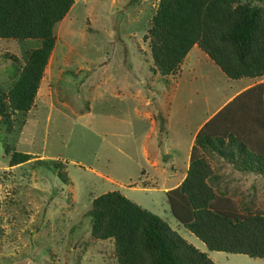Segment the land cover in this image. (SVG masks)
Wrapping results in <instances>:
<instances>
[{
	"label": "rangeland",
	"instance_id": "1",
	"mask_svg": "<svg viewBox=\"0 0 264 264\" xmlns=\"http://www.w3.org/2000/svg\"><path fill=\"white\" fill-rule=\"evenodd\" d=\"M159 1L73 0L54 25V45L32 104L26 111L7 107L6 121L0 120V264H118L113 239L93 237L88 215L92 200L111 190L203 246L214 264H264V258L208 250L173 217L160 190L169 183L172 165L165 138L186 121L177 140L184 150L202 117L263 81L264 74L229 78L194 46L172 73L161 75L146 37ZM38 45L36 39L0 38V98L6 105L17 69ZM238 111L228 116L232 123L244 124L254 138L264 137V131H254V106ZM15 151L30 158L10 165ZM196 154L219 170L240 157L236 151L230 159L222 157L213 147H198ZM232 181L216 187L234 193L229 196L238 206L264 211V178ZM151 185L160 189L154 192Z\"/></svg>",
	"mask_w": 264,
	"mask_h": 264
},
{
	"label": "trees",
	"instance_id": "2",
	"mask_svg": "<svg viewBox=\"0 0 264 264\" xmlns=\"http://www.w3.org/2000/svg\"><path fill=\"white\" fill-rule=\"evenodd\" d=\"M73 0H0V38L36 39L9 88V103L0 98V120L6 109L26 111L32 104L47 59L54 45L53 28ZM154 69L165 76L197 45L232 79L264 74V0H160L147 36ZM264 80L234 96L195 134L190 166L184 180L165 192L173 217L211 251L242 253L264 258V211L248 204L238 206L206 178L209 164L196 154L198 147H213L241 170L264 176L263 135L254 138L244 124L235 126L230 114L238 108H255L254 131H264ZM242 114L248 111L243 109ZM251 131V130H250ZM263 146V147H262ZM263 150V151H262ZM29 154L15 151L10 165L27 161ZM37 164L58 167L53 160ZM57 176L66 182L63 172ZM91 235L112 238L118 264H214L159 215L141 207L118 190L92 200L88 210Z\"/></svg>",
	"mask_w": 264,
	"mask_h": 264
},
{
	"label": "crops",
	"instance_id": "3",
	"mask_svg": "<svg viewBox=\"0 0 264 264\" xmlns=\"http://www.w3.org/2000/svg\"><path fill=\"white\" fill-rule=\"evenodd\" d=\"M194 46H197L196 44L193 45L191 47V49L188 51L187 55L190 54L191 50L194 49L193 47ZM204 53V52H203ZM239 79H242V78H239ZM235 90V89H234ZM230 94V93H229ZM229 94L226 96V97H229ZM225 97V98H226ZM231 98L228 100L230 101ZM227 102V101H226ZM226 104V103H225ZM213 115V114H212ZM212 115H210L207 119H205V117H202L199 121L201 122L203 119L204 121L202 122V124H200L199 127L198 124L200 122H198V124L195 125L194 128H192V131H189V139L187 140L186 142V145H185V149H181V142L179 144V142L177 141L182 135H183V132H182V129L184 127V129L186 128L187 124H186V121H181V124L180 126L177 128V132L175 131V134H169V131H170V127H169V121H170V118L168 117V119H166L165 121V124L167 125V129H169L168 131V134H169V138L166 137L165 140L163 141V144H164V152L165 153H171L172 155L169 154V158H170V164L171 165V168H170V173L169 175L167 176V182H169L167 185H164V187H160L157 186V185H151L150 187V190L152 191H156L158 189L161 190V192H165L168 190V189H171L173 187H176L178 186L183 180L184 178L186 177L187 175V172H188V169H189V166H190V153H191V147L192 145L194 144V138H195V134L196 132L199 130V128L204 124L205 121H207ZM172 135V136H171ZM176 135V136H175ZM175 136V137H173ZM173 138V140H171L170 138ZM169 139L171 140V142H169ZM218 152V151H217ZM235 152V151H234ZM237 153V152H236ZM219 155H221L219 152H218ZM223 157V155H221ZM210 169L212 170L211 174L206 178V181L208 183H211L213 184L215 187L216 185H219V184H222L223 183V180H228V179H233V183L231 182V184H234L236 182L240 183V184H244V182H246V179H251L252 177H255L257 179H263L264 176H261L259 174H256L252 171H249V170H241L239 169L237 166H236V163H234L233 161H230L229 162H225L223 163L221 169L219 170V168H216L215 166H212L209 165ZM215 167V168H214ZM214 169H217V171H215ZM225 169H227L228 171L226 172H222L224 171ZM252 176V177H251ZM154 182V181H152ZM149 183V182H148ZM148 183H145L143 184L144 186L145 185H148ZM142 187L143 189L147 188V187ZM217 188V187H216ZM222 191V190H220ZM223 192V191H222ZM225 195L227 196H232L234 195V193H226L224 192ZM229 196V197H230ZM165 198H166V195H165ZM129 199V198H128ZM234 199V198H233ZM132 201V200H131ZM167 203V201H166ZM137 204V203H136ZM139 205V204H138ZM168 205V204H167ZM141 206V205H140ZM143 207V206H141ZM145 207V206H144ZM143 207V208H144ZM168 208H169V205H168ZM146 209V208H145ZM148 210V209H147ZM150 211V210H149ZM165 211V209H164ZM153 213V212H152ZM173 229V228H172ZM188 230V229H187ZM176 231V230H175ZM192 233V232H191ZM197 237V236H196ZM184 238V237H183ZM198 238V237H197ZM199 239V238H198ZM200 240V239H199ZM188 241V240H187ZM201 241V240H200ZM189 242V241H188ZM192 242V243H191ZM190 243L191 244H194L195 242L191 241ZM202 242V241H201ZM203 243V242H202ZM204 244V243H203ZM205 245V244H204ZM194 246L196 248H200L199 250H203V246L201 247L200 245L198 246L197 242L196 244H194ZM206 246V245H205ZM207 248V247H206ZM208 249V248H207Z\"/></svg>",
	"mask_w": 264,
	"mask_h": 264
}]
</instances>
